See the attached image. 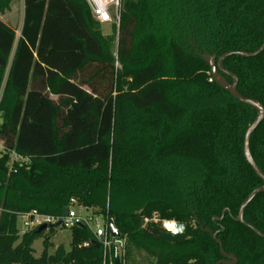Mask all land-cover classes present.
I'll return each mask as SVG.
<instances>
[{
	"label": "trees",
	"instance_id": "trees-1",
	"mask_svg": "<svg viewBox=\"0 0 264 264\" xmlns=\"http://www.w3.org/2000/svg\"><path fill=\"white\" fill-rule=\"evenodd\" d=\"M17 1L0 0V13ZM263 44L264 0H123L110 35L84 0H24L19 38L0 20V147L20 158L0 152V264H217L220 246L204 229L238 264H264V238L249 228L264 235V193L236 221L264 186L244 157L258 113L196 55ZM223 68L264 106V51ZM250 151L264 173V121ZM73 207L119 231L110 263L87 227L70 230V250L49 255L44 240L40 258L33 244L45 232L20 235V217ZM164 223L186 224L188 238L164 241Z\"/></svg>",
	"mask_w": 264,
	"mask_h": 264
},
{
	"label": "water",
	"instance_id": "water-1",
	"mask_svg": "<svg viewBox=\"0 0 264 264\" xmlns=\"http://www.w3.org/2000/svg\"><path fill=\"white\" fill-rule=\"evenodd\" d=\"M264 51V44L263 46L256 52L254 53H246V52H234V53H227L221 56L217 60L216 55H209V54H200L198 55L202 60H204L211 68V75H212V80L223 90L227 91L231 96L236 99L237 101L241 102L242 104L246 106H250L253 109H255L258 113L257 119L254 121L253 124H251L247 130L246 136H245V141H244V157L247 161V163L251 166L255 174L264 182V173L258 168L256 165L254 158L251 154L250 151V140L253 135V133L259 128L261 123L264 121V106L252 99H248L243 97L239 92H238V79L237 77L226 71L223 68V62L228 58L232 56H239L243 58H252L258 56L260 53ZM225 74L231 78H233V83H229L225 77L221 74ZM261 193H264V186L260 187L256 190H254L249 197L243 202V204L240 207L238 217L236 218L237 222H240L242 224H245L244 220V212L245 209L249 206V204ZM69 214V208H65L63 210V217H67ZM217 219V218H216ZM215 219V220H216ZM249 226V225H248ZM61 227V223H58L57 225H52V226H47L43 225L39 228L38 233L46 232L49 230H55L57 228ZM175 231H169L166 228L164 229V233L162 235V239L164 241L170 242V243H180L184 242L188 238V227L186 224H175ZM249 228L259 237L264 238V235L261 234L259 231H257L255 228L252 226H249ZM109 229L111 232V235L119 239L120 238V233L119 231L114 227L113 224L109 225ZM204 232L208 233L211 235L213 240L217 242V244L220 246V252L221 255L223 256L224 260L219 261L217 264H238L237 258L232 255V254H227L221 242L217 239V235L213 234L210 230L204 229ZM100 238L103 239V233L100 232ZM115 264H119L118 259L116 258Z\"/></svg>",
	"mask_w": 264,
	"mask_h": 264
},
{
	"label": "built area",
	"instance_id": "built-area-1",
	"mask_svg": "<svg viewBox=\"0 0 264 264\" xmlns=\"http://www.w3.org/2000/svg\"><path fill=\"white\" fill-rule=\"evenodd\" d=\"M87 5L89 6L92 16L95 21H97L102 26L104 25H112L114 24L119 28L121 23V15H122V7H123V0H84ZM4 93V86L0 89V104L2 101ZM2 123L1 113H0V125ZM1 148H3L1 146ZM11 152L13 155V159L16 161H20L12 151L6 150L5 148L3 151L0 152ZM77 208L80 210L79 212H89L88 210L81 208V207H73L69 209V214L67 217L55 218L51 216L41 215L37 212H32L28 215L20 217L22 221V229L20 230L22 235L27 234L33 230L39 229L43 225L52 226L61 223V227L63 229L71 230L76 226H83L89 228L95 238L103 243L104 246V253H105V260L107 262L108 259L111 258V238H114L110 231L109 225L106 223L104 230H100V225L98 223L95 224V227L91 226L92 219L88 220L82 218L80 214L76 211ZM174 227H175V223ZM175 229V228H174ZM100 232L103 233V239L100 238ZM89 243H84L80 245L79 248H87L89 247ZM111 262V261H110Z\"/></svg>",
	"mask_w": 264,
	"mask_h": 264
},
{
	"label": "rangeland",
	"instance_id": "rangeland-1",
	"mask_svg": "<svg viewBox=\"0 0 264 264\" xmlns=\"http://www.w3.org/2000/svg\"><path fill=\"white\" fill-rule=\"evenodd\" d=\"M23 17H24V1L19 0L15 2L8 11H6L4 14L0 13V19L10 25L13 29L17 31V37H20V31L23 24ZM115 25H104L103 26V32L105 35H110L112 33V28ZM118 28V27H117ZM117 43H115L114 47V57L117 59ZM194 53V52H193ZM196 55H200V53H196ZM203 55V54H202ZM116 68H119V62L116 61ZM5 147L1 148L0 151H3ZM7 150V148H5ZM82 218L85 219H92L91 226L95 227V224L98 223L100 225V230H104L105 224L107 223V219L105 216L100 215L97 211H89V212H79L80 210L77 208L76 210ZM22 221L19 218L18 220V229L19 231L22 229ZM163 228L165 229V223L163 224ZM20 235L22 236V233L20 231ZM49 239L52 246L48 249V254L53 255L56 250L63 246L66 250H70L71 247V241H72V233L70 230L63 229V228H57L55 229L54 233H50L49 231L45 232V235L43 238H40L36 240L33 244V249L35 251L34 256L36 258H40L41 255L44 252V240ZM112 248L116 246H121L123 242H115L111 239ZM112 259H108L109 263Z\"/></svg>",
	"mask_w": 264,
	"mask_h": 264
},
{
	"label": "bare ground",
	"instance_id": "bare-ground-1",
	"mask_svg": "<svg viewBox=\"0 0 264 264\" xmlns=\"http://www.w3.org/2000/svg\"><path fill=\"white\" fill-rule=\"evenodd\" d=\"M169 225H172L174 228V224L173 223H165V228L169 231H173V228H170Z\"/></svg>",
	"mask_w": 264,
	"mask_h": 264
},
{
	"label": "clouds",
	"instance_id": "clouds-1",
	"mask_svg": "<svg viewBox=\"0 0 264 264\" xmlns=\"http://www.w3.org/2000/svg\"><path fill=\"white\" fill-rule=\"evenodd\" d=\"M169 227H170V228H173V226H172V225H169ZM173 231H175V229H174V228H173Z\"/></svg>",
	"mask_w": 264,
	"mask_h": 264
},
{
	"label": "crops",
	"instance_id": "crops-1",
	"mask_svg": "<svg viewBox=\"0 0 264 264\" xmlns=\"http://www.w3.org/2000/svg\"><path fill=\"white\" fill-rule=\"evenodd\" d=\"M24 1V0H23ZM23 19H24V17H23ZM1 20V19H0ZM2 21V20H1ZM3 22V21H2ZM5 23V22H4ZM5 24H7V23H5ZM8 25V24H7ZM23 25V24H22ZM8 26H10V25H8ZM11 27V26H10Z\"/></svg>",
	"mask_w": 264,
	"mask_h": 264
}]
</instances>
